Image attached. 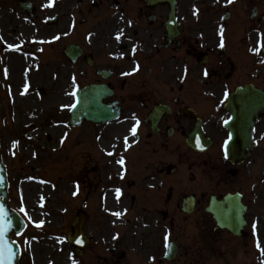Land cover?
Here are the masks:
<instances>
[{"label":"rangeland","instance_id":"obj_1","mask_svg":"<svg viewBox=\"0 0 264 264\" xmlns=\"http://www.w3.org/2000/svg\"><path fill=\"white\" fill-rule=\"evenodd\" d=\"M31 1L36 7L40 5L34 18L24 15L16 1L0 0V151L8 172L9 206L16 209L26 221L24 230L19 235H13V239L21 246L18 264H62L63 259L66 261L65 264H86L91 262V255L96 250L100 252L106 250L110 257H113V260L108 258L106 264H119L118 257L122 250L126 252V260L129 261L135 260L138 255L145 256L138 261L135 260L134 264H157L156 260L148 258L154 255V242L168 231L161 221L160 214L152 209L155 202H158L153 199L152 189L156 188L158 179L155 174H151L153 167L147 165V156L138 155L137 153L144 151L132 146L124 156V166L128 173L126 175L123 169L119 174L116 168L117 162H114L116 158H119V161L123 159L122 148L125 146L122 140L125 123L122 120L104 125L85 122L80 127H69L68 106L72 99L65 94L68 89L67 80L62 78L64 67L60 66L59 62H45L46 57L39 60L37 55L32 54L34 49L39 47L35 45L38 39H41L40 47L55 41L56 43L48 46L69 42L67 30L70 24V38L73 37L71 40L85 41L87 23L77 22L80 17L83 18L82 14H77L74 21L72 17L76 0ZM92 1L99 3L91 5ZM121 1L118 8L114 6V0H89L84 4L82 2L80 7L83 8L86 3L89 5L87 8L90 7L85 14V17L92 21L89 31H93L92 28L97 25L113 28V25L119 26L121 22L127 21L123 25L131 27L126 30L127 34H130L132 28L139 30V27H151L156 24H150V21L146 20V11H144L146 8L140 1L139 3L138 0ZM202 2L205 0L198 2L180 0L178 9L188 11L186 15L189 17L199 15L197 10L200 9ZM208 3H215L216 6L220 4L212 0H208ZM136 5H140L143 9L137 20L133 19L134 14L130 12L136 8ZM56 14L60 17V24H48L47 19ZM113 15H119L121 21L119 17ZM190 26H193L192 21ZM243 28V26L239 27L237 36L243 34ZM220 30L224 35L228 34L231 31L229 22ZM141 36H145L144 33ZM148 41L153 42L152 39ZM95 42L96 40H92L86 44H95ZM10 44L17 49L9 48ZM50 54L54 60L56 51H48V55ZM154 58H158L161 64L169 59L168 56L154 52L147 55L140 53L135 60L137 73L143 75L144 82L151 83L149 79L153 73L151 68L148 65L144 66L143 63ZM33 59L36 62L34 70L30 71L31 67L27 61ZM147 72L149 75L146 76ZM24 77L46 89L47 93L39 96L34 87H22ZM52 121L60 124V127H55L57 128L55 137L43 133L53 125ZM36 129H39L40 133L36 134ZM163 153L159 152L160 166L168 162L177 164L171 160V154L164 153L166 155L162 156ZM178 164V171L180 168L182 173L176 175L174 182L175 191L171 200L174 203L179 202L186 192L193 190L183 181L185 163L178 162ZM258 174L261 177L264 175V162ZM118 175L120 179L125 178V182L123 179L119 181ZM148 175L151 176L147 177ZM145 180L147 187L139 192L142 197L141 206L138 209L134 206L129 207V200L131 203V197L138 194V185H144ZM197 182L196 180V184ZM79 183H81L80 191ZM124 183L126 185L136 183L128 189L129 200L126 190L128 187L126 188ZM57 184L62 186L57 187ZM114 185H119L120 193H117L119 196L116 197L123 201V211L120 216L114 218V222H111L113 217L108 213L109 207L104 205L103 192L107 187ZM35 187L50 188V192L46 197H36L33 195ZM194 191L199 192V189ZM257 191L264 193L262 183H257ZM50 202L57 206L54 213L49 212ZM80 208L90 215L84 225L90 243L83 249L81 256L75 257L67 238V228L72 223L75 212ZM40 215L46 218L40 221ZM180 217L175 210V221L169 231L170 234L180 236L187 234L186 230L185 232L180 230L184 223L177 219ZM255 231L264 249V228L256 225ZM177 240L182 238L179 237ZM54 242H57L58 248L53 246ZM113 248L116 249L115 253H112ZM239 250L238 264H264L256 241L241 243ZM99 259L95 258L94 261L97 263Z\"/></svg>","mask_w":264,"mask_h":264},{"label":"flooded vegetation","instance_id":"obj_2","mask_svg":"<svg viewBox=\"0 0 264 264\" xmlns=\"http://www.w3.org/2000/svg\"><path fill=\"white\" fill-rule=\"evenodd\" d=\"M250 9L253 11L251 15ZM227 22L231 26V31L224 35L220 28H223ZM241 26L244 27L243 36H237L236 32ZM249 29H257L264 34V0H248L244 11L238 13L228 10L225 15H222L220 11H213V15L201 25V35L195 41L190 35L191 32L185 30L165 48L156 49L157 52L163 50V54L168 55L169 58L177 57L178 64L179 62L184 64L182 72L170 71L165 74L161 78L162 84L158 80H152L151 83L142 81L129 83L123 78V74L119 76L118 73L123 70V53L127 59V45H96L92 50L85 51V54L92 56L93 64L89 66L88 72H82V76H93L95 82L99 83L101 78L97 71L110 70L108 78L104 81L113 91L109 101H116L117 106L120 107V115L124 117L127 125H132V129L138 128L135 139L146 146V152L155 156L162 147L179 159L195 160L197 158L203 165L201 169L203 189L199 191V194H193L194 209L189 214H199V217L187 219L188 227L195 232L189 235V239L208 242L210 248L215 245L216 250L211 252L218 253L219 256L206 255L207 250L203 246L193 250V255L181 256L179 247L178 256L174 260H159L158 264L175 262L213 264L216 262V257L223 258L224 252L228 253L220 249L223 240L248 237L246 225L242 229L241 236H235L226 228L218 227L212 215L206 211V207L211 195L220 198L226 193L237 192L238 189L234 187L238 183V177L244 171L245 162H250L251 176L254 175L253 170L256 165L260 161L264 162V106L258 110L255 106H240L238 109L240 114L234 118L237 126L231 121L233 118L231 109L226 107L228 94L238 86L252 84L264 92V47H260L257 53L253 51L256 49L257 42L246 40L244 36ZM154 30L155 33H159L160 27ZM101 38L111 39V36L102 34ZM221 40L223 47H220ZM255 53L259 56L258 66ZM79 63L85 65L84 58H80L75 64H69L68 83L73 86V89L75 84L73 85L69 80L79 73ZM158 104L167 106V109H162L158 116L149 118L151 110ZM195 125H198L205 140L198 145L207 147L202 151L192 148L187 143V137ZM229 127L235 130L236 140L239 141V138L247 140L248 145L254 142L249 156L239 165L231 164L223 154V144L230 135ZM154 161L156 175L174 177L172 174H167V166L160 167L159 159L155 158ZM173 187L170 182L166 188L171 191ZM157 188L164 189L165 186L158 182ZM241 193L242 201L246 203L247 209L250 206L252 210L251 199L247 201L245 192L241 191ZM170 197L171 194L167 196V199L169 200ZM253 200L254 197H252ZM171 210L173 211L172 204ZM163 214L166 215V218H163L164 221L171 223L174 220L170 216V211H163L162 216ZM247 214L246 224L248 225ZM198 231L201 233L198 234ZM190 245L192 244H188L187 247ZM155 248L157 254L162 253L160 242L155 245ZM121 262L123 264V256Z\"/></svg>","mask_w":264,"mask_h":264},{"label":"water","instance_id":"obj_3","mask_svg":"<svg viewBox=\"0 0 264 264\" xmlns=\"http://www.w3.org/2000/svg\"><path fill=\"white\" fill-rule=\"evenodd\" d=\"M169 19L170 21L168 23V26L172 25L174 27L173 13L169 15ZM104 96L105 90L103 91L100 86L91 85L80 90L77 93L75 107H73V110L71 111L70 121L73 124H76L79 123L82 118H86L88 120H93L96 122H104L109 120L110 118L115 117V115L117 114L116 111L111 110L109 105H105L102 103V99ZM6 187V174L4 167L0 161V209H2V213H0V228L5 229L4 235L2 236V238H0V256L6 257L8 249H11L12 259L10 261V264H16L18 258V249L15 243L10 240V234L11 232H19L23 224L17 213L7 207ZM223 203V206L221 203H217V205L213 203L210 209L215 214V218L220 221L222 219L221 213L226 209V199ZM84 218V215L79 214L73 227L70 229L71 242L78 241L77 243L79 244L82 241L85 242V238L83 237L81 231V226ZM3 245H6V247H3ZM0 264H2V261H0Z\"/></svg>","mask_w":264,"mask_h":264},{"label":"bare ground","instance_id":"obj_4","mask_svg":"<svg viewBox=\"0 0 264 264\" xmlns=\"http://www.w3.org/2000/svg\"><path fill=\"white\" fill-rule=\"evenodd\" d=\"M115 16H117V15H113V17H115ZM52 124L53 125H51V127H48L47 129H45L43 131V133H48V134L55 137V136H57V130H56L57 128H55V127H60V125L55 121H52ZM35 133L36 134L40 133V130L36 129ZM116 168L118 169V171H120V169H121L120 165H118V164H117ZM60 186H62V184H57V187H60ZM117 189H118V185L107 187L103 193L104 204H105V206L109 207V212L113 215L112 222L114 221V218L116 217L115 213H117V212L121 213L123 210V201H119L116 199V190ZM49 192H50V188L35 187L34 191H33V195H35L36 197H41V196L46 197L49 194ZM56 209H57V206L50 202L49 212L54 213L56 211ZM44 218H46V216L43 217L40 215L39 220L41 221ZM53 246L57 247L58 246L57 242H54ZM65 263H66V261L63 259L62 264H65Z\"/></svg>","mask_w":264,"mask_h":264},{"label":"snow or ice","instance_id":"obj_5","mask_svg":"<svg viewBox=\"0 0 264 264\" xmlns=\"http://www.w3.org/2000/svg\"><path fill=\"white\" fill-rule=\"evenodd\" d=\"M229 2H231V0H229ZM122 35V33H117V36L116 38L119 40L120 36ZM223 41L221 40V43H220V47H223ZM9 48H13V45H8ZM261 47H264V34H261ZM259 49H253V51H258ZM207 71H205V75H207ZM73 95H75V93H73ZM71 107H75V105H71ZM133 133H135L136 129L133 128L132 129ZM226 155H227V152H226ZM123 159H121L119 161V163L123 164ZM117 193L119 194L120 193V190L117 189L116 190ZM0 213H2V209H0ZM116 216H120L121 214L119 212L115 213ZM39 226V225H38ZM255 227V225H254ZM4 231L5 229L3 228H0V238H2V236L4 235ZM3 247H6V245H3ZM257 247H260V243H259V240L257 241ZM262 252H264V249H261ZM12 259V252H11V249H8L7 251V256L4 257V256H0V261H2V264H10V261Z\"/></svg>","mask_w":264,"mask_h":264}]
</instances>
